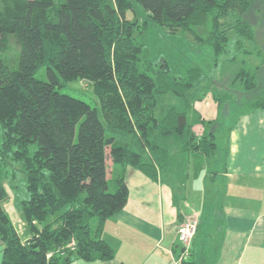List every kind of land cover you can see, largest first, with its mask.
<instances>
[{
	"label": "trees",
	"instance_id": "obj_1",
	"mask_svg": "<svg viewBox=\"0 0 264 264\" xmlns=\"http://www.w3.org/2000/svg\"><path fill=\"white\" fill-rule=\"evenodd\" d=\"M254 1L0 0L1 264L113 259L103 231L128 203V166L172 187L179 225L194 216L182 208L188 181L224 175L232 129L264 110V51L246 45L259 43L245 16ZM150 23L192 35L222 77L201 64L143 57ZM231 30L238 38L229 55ZM8 51H19L16 67L4 59ZM253 54L259 63L249 61ZM43 66L47 79L35 76ZM77 79L93 85L99 106L62 90ZM209 93L214 119L194 106ZM12 163L22 165L28 191L18 198L26 240L5 206ZM198 217L181 264L195 253Z\"/></svg>",
	"mask_w": 264,
	"mask_h": 264
},
{
	"label": "crops",
	"instance_id": "obj_2",
	"mask_svg": "<svg viewBox=\"0 0 264 264\" xmlns=\"http://www.w3.org/2000/svg\"><path fill=\"white\" fill-rule=\"evenodd\" d=\"M194 106L206 119L218 116L217 102L208 94ZM193 129L201 135L204 127L196 123ZM229 140L226 173L208 181L206 173L191 176L186 185L185 208L200 216L195 253L186 264H264V110L241 116ZM129 167L128 203L106 220L103 231L115 257L70 264H174L183 250L172 187L134 167L128 175ZM2 257L0 245V264Z\"/></svg>",
	"mask_w": 264,
	"mask_h": 264
},
{
	"label": "rangeland",
	"instance_id": "obj_3",
	"mask_svg": "<svg viewBox=\"0 0 264 264\" xmlns=\"http://www.w3.org/2000/svg\"><path fill=\"white\" fill-rule=\"evenodd\" d=\"M130 14L131 17L135 19V17L132 16V13ZM245 16L253 25L257 36L256 38L259 40V43L254 41H246V45L253 47L254 50L264 51V0H255L254 4L251 6ZM138 19L141 20V14L138 16ZM233 20L234 18L232 17H228L227 19L229 22H232ZM230 35L231 42L229 46V55H232L235 51L234 41L236 38H238V35L234 30H231ZM143 38L145 41V48L142 55L147 59L159 61L162 58H166L175 66V68H186L190 65L201 64L206 71H210L205 47L198 44L193 36L187 32L179 31L172 33L165 27L150 23L147 31H143ZM3 57L6 61H8V63L16 67L18 65L19 51L3 52ZM248 58L252 64L259 63L260 60L256 54H253ZM233 67L234 66L231 64L227 65L225 69L229 71ZM210 72L218 78L222 77L221 67L211 70ZM35 76L40 79H47L45 66L39 68L36 71ZM62 90L87 101L92 106H99V100L94 91L93 85L85 82L82 79L68 82L62 87ZM208 95L213 97L211 93ZM2 136L3 128L0 124V140ZM21 167L22 165L20 163H12L9 167L11 171V177L8 178L6 182L9 198L5 201V206L17 225L21 236L24 240H26L29 236V230L26 225L22 210L18 204L19 197H28L26 183L23 180L24 173L21 170ZM132 168L133 167H129L128 175H131L132 171L135 170ZM182 205H184V208V201Z\"/></svg>",
	"mask_w": 264,
	"mask_h": 264
},
{
	"label": "built area",
	"instance_id": "obj_4",
	"mask_svg": "<svg viewBox=\"0 0 264 264\" xmlns=\"http://www.w3.org/2000/svg\"><path fill=\"white\" fill-rule=\"evenodd\" d=\"M199 217L197 214L194 216L188 217L185 221H183L178 227V239L181 242L183 247V251L179 258L174 259V264H181L182 258L188 252V246L196 233L197 225H198Z\"/></svg>",
	"mask_w": 264,
	"mask_h": 264
}]
</instances>
